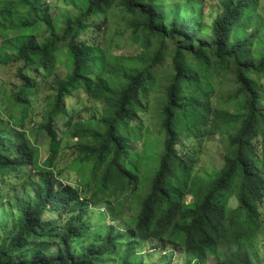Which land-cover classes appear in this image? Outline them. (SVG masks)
I'll use <instances>...</instances> for the list:
<instances>
[{"label": "trees", "instance_id": "trees-1", "mask_svg": "<svg viewBox=\"0 0 264 264\" xmlns=\"http://www.w3.org/2000/svg\"><path fill=\"white\" fill-rule=\"evenodd\" d=\"M166 1L61 0L71 9L53 13L44 0H0L1 45L22 64L13 93L20 115H12L13 122L0 117V175H13L21 185L17 194L0 185V223H12L0 224V264H144L135 255L140 242L154 243L166 258L185 257L187 264H255L254 243L264 226V19L258 0H206L214 5L210 33L201 24L205 0H181L172 16ZM115 8L127 13L143 54L118 55L81 39ZM167 56L172 72L158 101L162 140L159 154H151L159 159L148 181L141 163L149 152L132 150L130 141L143 138L140 111L161 82ZM59 62L71 68L46 98L40 128L53 146L71 151L65 168L80 173L77 181L64 176V167L41 168L27 132L16 130L40 91V79L31 74L52 76ZM79 90L103 105V116L69 119L59 136L55 122L68 116V101ZM216 134L228 139L224 166L195 174L194 143ZM6 198H13L11 205ZM106 206L111 222L91 226L90 213L102 220Z\"/></svg>", "mask_w": 264, "mask_h": 264}, {"label": "rangeland", "instance_id": "rangeland-1", "mask_svg": "<svg viewBox=\"0 0 264 264\" xmlns=\"http://www.w3.org/2000/svg\"><path fill=\"white\" fill-rule=\"evenodd\" d=\"M45 4L48 5L53 13H63L69 11L70 7H65L61 0H44ZM181 0H167L166 10L170 16L175 13L177 5H180ZM213 2V1H212ZM213 6L209 1H204V9L202 11L201 24L204 30L208 33L211 32L212 22V9ZM127 13L121 12L119 8H115L109 12L105 17L97 18V25L100 28L91 29L88 33L82 35L81 39H92L105 44L110 47V52L118 55L132 56L137 54H143V47L139 37L132 35V29L129 27V20L124 19ZM257 14L264 19V0H258ZM63 27V21L59 22ZM43 32V31H42ZM41 32V34H42ZM1 33V32H0ZM45 32L43 34H46ZM2 39L0 36V117L5 120L11 119L14 115L19 117L20 112L18 106L14 103L13 93L18 89L21 84L17 77L18 70L22 64L16 62L15 54L8 48L1 45ZM258 48V47H257ZM156 49L154 44L149 52L152 54ZM257 50V49H256ZM256 55H258L256 53ZM172 57L167 56L163 65L159 69L160 83L155 90L150 92L149 96L143 101L146 110L140 111L139 120L143 123V138L130 141L132 150L142 151L147 150L150 156L149 158L142 160V167L145 168L142 177H146L147 180L153 176L155 169L157 168V162L159 158L157 155L160 152V144L162 137L159 134L160 130V119L159 113L161 105L158 102L164 95L162 85L165 84V79L168 78V74L172 72ZM69 64L58 63L56 66L55 73L50 76L44 70L39 71V75L32 73L31 76L36 77L39 80L40 91L34 97H31V105L27 106L28 117L24 123V127L18 126L17 131H26L28 134V140L37 149V162L41 168H52V166H59L64 169L71 159V151L61 147L60 144L53 146L49 140V137L40 128L44 122V114L47 111V97H51L54 94L52 90L54 83L61 79L64 74L70 69ZM262 91L261 98L264 104V78L262 79ZM17 109V112L14 111ZM12 110V111H10ZM68 116L64 118L60 116L55 122V128L59 136H63L65 130V122L69 119L73 120V123L88 119H101L103 116V105L99 102L89 99V97L82 91L79 90L74 94L73 98L68 101L67 108ZM13 122V121H12ZM137 123V122H136ZM135 122L133 124H136ZM228 145V139L226 135L220 136V134L208 136L204 140H198L194 143V159L196 160L194 173L205 176L212 174L216 170H220L224 166L226 157V147ZM50 160V161H49ZM130 160L127 162L129 166ZM64 167V168H63ZM59 169V168H58ZM67 169V170H66ZM36 170L33 169V172ZM71 176L73 181L80 179V173L78 171H72L68 168L64 169V176ZM148 175V176H146ZM146 181V187L144 193L147 191L149 182ZM13 175L2 176L0 175V185L4 184L5 187L9 188L10 193H18L21 185L17 183ZM66 183L65 180H63ZM192 198L187 197L186 202H191ZM13 198L8 201L5 199L4 204L6 206L11 205ZM230 206L235 209L237 207L236 198L233 196L230 199ZM103 219H97L95 213H90V225L93 227H103L106 222H111L113 213L110 211L109 206L104 207V210L100 211ZM101 220V221H100ZM1 221V220H0ZM1 226L5 225L6 228H11V221H3L0 223ZM4 231L0 232L3 236ZM154 243L140 242L135 247V255L143 256L144 264H187L185 257H180L178 254H173V257L166 258L165 254L160 249H155ZM125 249V247H122ZM169 252V251H168ZM170 253V252H169ZM253 260L255 264H264V226L260 229L257 239L254 243ZM207 264H214L213 259H210Z\"/></svg>", "mask_w": 264, "mask_h": 264}]
</instances>
